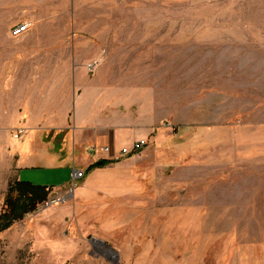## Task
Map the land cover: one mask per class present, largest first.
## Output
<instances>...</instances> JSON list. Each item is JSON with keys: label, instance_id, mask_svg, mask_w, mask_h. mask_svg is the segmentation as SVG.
I'll list each match as a JSON object with an SVG mask.
<instances>
[{"label": "rangeland", "instance_id": "rangeland-1", "mask_svg": "<svg viewBox=\"0 0 264 264\" xmlns=\"http://www.w3.org/2000/svg\"><path fill=\"white\" fill-rule=\"evenodd\" d=\"M0 50V70L35 77L38 115L77 103L147 141L80 181L71 168L63 191L24 174L50 195L0 233V264H264V0H0Z\"/></svg>", "mask_w": 264, "mask_h": 264}, {"label": "crops", "instance_id": "crops-1", "mask_svg": "<svg viewBox=\"0 0 264 264\" xmlns=\"http://www.w3.org/2000/svg\"><path fill=\"white\" fill-rule=\"evenodd\" d=\"M11 53L15 54L14 51ZM14 54L9 56L13 57L12 63L16 62ZM6 62L9 61L6 59L5 51L0 50V65L3 66ZM7 77H11L14 81L17 79L12 85L15 88L13 104L16 105V110L19 109V114L11 128H6L7 125H0V133L10 139L11 147L7 151L8 147L2 146L4 155L2 173L13 174L15 181H23V175L28 173L30 175L26 180H33L31 178L37 177V175L31 174L33 173L32 171L43 168L50 177L51 182L61 186L54 190L63 191L70 186L68 171L71 168L70 175L74 170L87 171L90 166L101 160L111 161L117 153L106 152L105 148L115 146V143L118 142L121 143L120 148H122L124 145L130 146L137 140L138 136L134 135V131L126 130L122 127H113L105 122L101 123L100 119L96 118L95 115L79 110L77 103H75L73 108L61 107L54 113L49 114L41 111L38 115L36 110L37 84L32 73L23 74L16 70H12L9 73L0 70V80H3L0 82L1 90L5 88L4 79ZM26 79L28 81H25ZM1 100L3 101V97ZM2 101H0L1 112H3L4 107V102ZM24 114L26 117L23 119L22 116ZM11 130H14V135L21 131L23 134L18 139L15 136L12 138ZM42 132H48L45 142L44 138L39 135ZM49 132H53L51 137ZM63 133L67 134V141L65 146L61 147L59 139ZM23 136L26 138L24 142L19 144L18 141ZM39 138L41 141H38ZM35 142L40 145L38 151L32 150V144ZM4 149L8 153L7 157ZM76 151L81 152L79 156H83V167H76L75 165ZM84 151H86L85 154ZM71 156H73V159ZM60 177L61 179H59Z\"/></svg>", "mask_w": 264, "mask_h": 264}, {"label": "trees", "instance_id": "trees-1", "mask_svg": "<svg viewBox=\"0 0 264 264\" xmlns=\"http://www.w3.org/2000/svg\"><path fill=\"white\" fill-rule=\"evenodd\" d=\"M111 163L101 160L87 169V175L95 169ZM51 189L47 186L34 185L26 181H16L8 187L5 211L0 216V233L9 229L15 222L21 221L28 214L47 202Z\"/></svg>", "mask_w": 264, "mask_h": 264}, {"label": "built area", "instance_id": "built-area-1", "mask_svg": "<svg viewBox=\"0 0 264 264\" xmlns=\"http://www.w3.org/2000/svg\"><path fill=\"white\" fill-rule=\"evenodd\" d=\"M26 28H27L26 26H23L22 28H20L21 29L20 31H25ZM22 134H23L22 131L15 134V138L18 139ZM146 146H147L146 140L135 141L129 148L121 149V151L115 155L114 159L116 161H119L122 158H125L126 156L141 153L145 149ZM105 151L109 152L110 150H109V148H105ZM83 178H84V173L82 171H79V170L73 171V173H72L73 181L77 182Z\"/></svg>", "mask_w": 264, "mask_h": 264}, {"label": "water", "instance_id": "water-1", "mask_svg": "<svg viewBox=\"0 0 264 264\" xmlns=\"http://www.w3.org/2000/svg\"><path fill=\"white\" fill-rule=\"evenodd\" d=\"M106 247H108V246H106ZM110 252L113 253V255H114V257H115L116 259H118V256H117L116 252H114V251L111 250V249H110Z\"/></svg>", "mask_w": 264, "mask_h": 264}]
</instances>
